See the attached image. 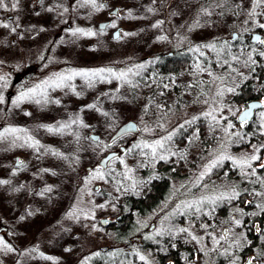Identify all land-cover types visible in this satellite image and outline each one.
<instances>
[{"label": "rangeland", "instance_id": "1", "mask_svg": "<svg viewBox=\"0 0 264 264\" xmlns=\"http://www.w3.org/2000/svg\"><path fill=\"white\" fill-rule=\"evenodd\" d=\"M115 7L118 16L110 15ZM108 20L112 28L100 30L99 23ZM257 26L264 28V0H4L0 228L7 230L0 232V264L152 263L150 251L120 256L119 250L131 247L117 242L100 218L116 214L121 196L144 194V172L161 161L186 170L172 180L174 193L186 186L185 197L139 220L146 236L163 240V252L178 244L195 249L196 257L181 254L183 264H238L235 251L219 261L222 231L249 244L245 219L264 220V196L250 192L252 208L238 206L228 175L262 178L257 166L263 156L257 152L264 147V110L245 135L244 125L231 122L232 111L236 116L239 110L230 101L245 80L254 79L255 91L264 84L255 78L256 63L244 44L225 48L217 40L241 30L259 32ZM117 28L121 33L114 40ZM256 49L264 60V46ZM48 51L43 72L23 88V68ZM175 51H187V67L148 73L160 54ZM129 120L138 123L139 134L111 141ZM92 132L101 136L98 142ZM256 136L258 147L250 141ZM121 146L127 151L103 169L102 156ZM17 157L21 166H15ZM220 210L237 216L226 219ZM183 215L194 218L195 228L179 226ZM258 237L264 244V232ZM263 257L264 251L254 260L264 264Z\"/></svg>", "mask_w": 264, "mask_h": 264}, {"label": "trees", "instance_id": "2", "mask_svg": "<svg viewBox=\"0 0 264 264\" xmlns=\"http://www.w3.org/2000/svg\"><path fill=\"white\" fill-rule=\"evenodd\" d=\"M222 0H218V2H221ZM255 30L264 32V28L262 27H256ZM249 31H240L238 34L239 36L235 39V41L232 42L231 38L229 40L223 41L217 40L218 44H222L223 46L227 48H234L237 47L239 43H242L246 46L245 50L250 52V56L252 60L256 63L255 70H256V76L258 77V82L264 84V60L262 58V50H257L255 44H253L250 40V32ZM228 45V46H227ZM183 53V52H182ZM180 53V51H175L172 55H159L157 59H154L153 64H150L148 67V73H157V74H171L173 72H177L183 67H187L190 59L188 55L186 54L187 51H185L183 54ZM49 55V51L46 55L42 56L41 62L46 61V57ZM37 65L32 66H26L23 68L22 71V82L21 85H26L28 88L31 87L30 85H33V82L35 79L30 75L32 72H34L37 67ZM251 80V81H250ZM247 79L241 84L239 87V93L234 96L233 100L230 101V103H234L236 106V109H239L242 107V105L246 104L248 101L255 99V98H261L263 95L260 92H254L253 89V79ZM233 104V105H234ZM235 111V110H234ZM235 115H233V111L231 114V122H234ZM200 125H202L200 123ZM203 126V125H202ZM195 127V126H194ZM194 127H189L188 131H192ZM204 127V126H203ZM254 126L253 124H249L247 127L244 128V133L247 135V133L251 134ZM181 140L184 139V136L181 134ZM245 139V138H244ZM250 141H253L254 143L258 144L256 147H258L261 144V138L260 136L257 139L254 137L250 138ZM133 146V145H132ZM127 151V148L126 150ZM259 155L264 156V147L259 149L257 152ZM181 167L178 165H169L164 162H159L155 168V170H146L144 172L143 179L149 180V187L146 189L148 192L145 197H142L140 195H126L121 196L120 203L117 205L116 213L119 216H122L118 221L111 224L109 226V230H112L115 235V240L117 242H122L124 244H128V247L125 252L123 250L120 251V256L123 258H128L127 254H129L130 251L132 252H139L140 256L146 255L145 251H150L152 254L150 256H147L148 262L153 260V264H180V261L177 258V251H169L167 254L166 252H163V249L160 248L162 246L163 240L161 239H149L146 235H148L147 231L145 229H141L139 220H143L146 217L153 214L155 211H160V207L162 204L166 201V199L169 197L168 192L170 191L171 182L174 177L179 176L182 169H179ZM257 173L260 178L259 181H254L252 179H245L243 175H240L239 177L236 176L237 173L232 172L228 176L232 179L231 185L232 188L236 191L238 194V201L240 205L238 206H244L246 207V210H249L252 208L254 203H249V194L250 192L257 191V194L264 196V166L260 170L257 169ZM185 174V173H184ZM232 175V176H231ZM257 175V176H258ZM166 176V177H164ZM152 179V181L150 180ZM166 178V179H165ZM184 186V190H185ZM168 195V196H167ZM222 217H225L226 219L230 218L233 220L236 218L237 214H231L230 212H226V210H220ZM164 212V211H163ZM160 213V212H159ZM235 220V219H234ZM249 225L247 226V232L246 235L251 239V242L247 245H245L244 239L242 236H239V234L233 235L231 239H229L227 236L224 237L225 241L222 244V247L219 248V255H220V263H223L224 258L222 257L226 252H234L237 254L238 264H244V260L248 256H253V259L262 257L263 251H264V244H262L259 241V237L254 235V224L260 223V226L262 227V233L264 232V220L262 217L255 216L252 219H245ZM192 226L193 220L189 219L187 216H185L184 219H181L179 221V226ZM141 237V241L137 242L135 244V241H133L134 238ZM223 238V239H224ZM246 238V236H245ZM134 243V244H133ZM136 245V248H132V246ZM135 250V251H133ZM224 251V252H223ZM121 257V258H122ZM141 257H139L140 259ZM153 258V259H152ZM262 259V258H261ZM135 262H131L132 264H139L137 263V259H135ZM264 260V257H263ZM140 264L145 263L141 262L142 260H139ZM256 261V260H255ZM258 264V261H256ZM95 264H99V261L95 262Z\"/></svg>", "mask_w": 264, "mask_h": 264}, {"label": "water", "instance_id": "3", "mask_svg": "<svg viewBox=\"0 0 264 264\" xmlns=\"http://www.w3.org/2000/svg\"><path fill=\"white\" fill-rule=\"evenodd\" d=\"M110 15L112 16H118L119 15V8L115 7L114 9H112L110 11ZM112 22L110 20L108 21H102L99 23V29L100 30H105ZM121 33V28H117L114 32H113V39L116 40L119 38ZM239 36L238 32H233L231 35V39L232 41H234L237 37ZM262 38V34L260 32H253L251 34V42L252 43H257L260 39ZM262 42H264V40L262 39ZM172 55V53L170 54ZM263 107V102L260 100H256V101H251L248 103L247 107L245 109H243L240 114L237 117V120L239 122H251L254 117H255V112ZM140 132V128L139 125L136 121L134 120H129L123 124H121L116 131L114 132V134L111 136L110 140H116L119 137L125 135V134H139ZM90 138L92 139V141L94 142H98L101 138V136L99 134H95V133H90ZM126 148L124 146H121L119 148V151H109L108 153H106L104 156H102V158L100 159V166L103 169H107L109 166V163L114 160L115 158L119 157V155L123 152H125ZM19 158H16V161ZM18 165V164H17ZM95 191H99L100 190V185H95L94 187ZM114 219L109 218V217H103L100 218V223L103 226H108L113 224ZM7 228L6 227H2L0 228V232L2 231H6ZM260 231H261V226L260 224L257 222L255 223V228H254V235L255 236H259L260 235ZM102 252H106L108 251V247L107 246H103L100 248ZM244 264H257V262L253 259V256H248L247 259L245 260Z\"/></svg>", "mask_w": 264, "mask_h": 264}, {"label": "flooded vegetation", "instance_id": "4", "mask_svg": "<svg viewBox=\"0 0 264 264\" xmlns=\"http://www.w3.org/2000/svg\"><path fill=\"white\" fill-rule=\"evenodd\" d=\"M109 29H111L112 28V24H110L109 25V27H108ZM114 30V29H113ZM261 34H262V38L257 42V43H253V44H255V46H264V42H262V39L264 40V36H263V33L264 32H261V31H259ZM252 34V33H251ZM251 34H250V40H251ZM226 39L224 38L223 39V41H225ZM232 40V39H231ZM235 41V40H234ZM264 50V49H263ZM43 56V55H42ZM42 56H41V59H42ZM48 58H49V56H47L46 57V61H43V62H41V59H40V62L39 63H37L36 65V67H37V69L34 71V72H32L30 75L33 77V79H34V75H36L38 72H40L41 70V72H43V67L45 66V64L48 62ZM255 78H257L258 79V77H255ZM254 80V79H253ZM239 89V88H238ZM254 92H260V93H262L261 95H263L261 98H255V99H252V100H250V101H248L246 104H244V105H242V107H240L238 110H239V112H238V114L235 116V120H234V122H232L233 124H237L238 126H242V125H244V126H248L249 124H253L255 121H256V117H257V113L258 112H260L261 110H264V90H259V91H255L254 90ZM234 96H236V94L235 95H233L232 96V99L231 100H233V98H234ZM256 100H260V101H262L263 102V107L262 108H260V109H258L256 112H255V117H254V119L251 121V122H244V123H242V122H239L238 120H237V117H238V115L240 114V112L243 110V109H245L246 107H247V105H248V103L249 102H251V101H256ZM257 139H258V137H257ZM15 161H16V159H15ZM260 162H262V164H259L258 166H257V169L258 170H260L261 168H263V166H264V156H263V159H260ZM18 164V165H17ZM23 164V162L22 161H20V158L15 162V166H21ZM89 169V168H88ZM181 174H183L182 176H184L185 174L184 173H181ZM180 176V175H179ZM164 177H166V176H164ZM166 179V178H165ZM150 183V182H149ZM150 185L148 184L147 185V188L149 187ZM147 188H143L142 189V192L144 193V194H140V196H142V197H145V195L148 193L147 191H146V189ZM184 187H182V189H178L177 191H176V193H174L173 192V185H172V182H171V187H170V191L168 192V195H169V197L166 199V201L165 202H168L170 199H171V201H172V203H178V202H181V201H183L184 200V197H185V190L183 189ZM141 192V193H142ZM167 195V196H168ZM164 202V203H165ZM163 203V204H164ZM170 206H172V205H170ZM170 206H168V208H166V209H169V207ZM174 206H177V205H174ZM246 208V207H245ZM162 214V217L164 216V215H166V212H162L161 213ZM195 215V213H193V217H195L194 216ZM122 216H119V215H117V213L116 214H113L112 216H111V218L112 219H114V222L113 223H115L116 221H118L120 218H121ZM145 218H146V216H145ZM185 218V215H183V216H181V218H179V221L181 220V219H184ZM192 220H193V224H195V220H194V218H192ZM156 221H157V219H156ZM260 224V223H259ZM154 227H155V223H154V225H153ZM196 226V225H195ZM195 226H194V228H195ZM153 228V227H152ZM254 228H255V224H254ZM152 230V229H151ZM198 231H199V228L197 229ZM149 232V231H148ZM195 232H196V230H195ZM195 232H194V234H195ZM227 234H228V231H226V229L224 228L223 229V231H222V238H224V237H226L227 236ZM138 239V240H137ZM137 240V241H136ZM136 240H135V242H140L141 241V239H139L138 237L136 238ZM172 250H174V251H177V258H178V260L180 261V264H183L182 263V253L183 252H187V253H189V256L190 257H196L197 256V254H196V250L195 249H192L190 246H184V245H180V244H178V246L176 247V248H174V249H172ZM172 250H170V251H172ZM167 254L169 253V251L168 252H166ZM246 259H247V257H246ZM245 259V260H246ZM245 260H244V262H245ZM132 264V263H131ZM135 264V263H134ZM140 264V263H139ZM141 264H148V263H141ZM149 264H153V263H149Z\"/></svg>", "mask_w": 264, "mask_h": 264}, {"label": "snow or ice", "instance_id": "5", "mask_svg": "<svg viewBox=\"0 0 264 264\" xmlns=\"http://www.w3.org/2000/svg\"><path fill=\"white\" fill-rule=\"evenodd\" d=\"M94 2V0H93ZM4 6V0H0V7H3ZM13 7H15V4H13ZM15 131V130H13ZM253 159H256V157H253Z\"/></svg>", "mask_w": 264, "mask_h": 264}]
</instances>
